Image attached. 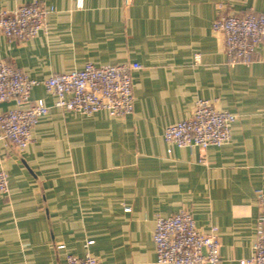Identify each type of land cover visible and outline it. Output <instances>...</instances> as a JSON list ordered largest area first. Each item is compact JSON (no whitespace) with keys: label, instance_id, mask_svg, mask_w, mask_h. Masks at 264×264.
<instances>
[{"label":"crops","instance_id":"crops-1","mask_svg":"<svg viewBox=\"0 0 264 264\" xmlns=\"http://www.w3.org/2000/svg\"><path fill=\"white\" fill-rule=\"evenodd\" d=\"M31 1L0 0V9ZM38 1L54 9L45 30L0 35V60L38 80L88 62L140 68L132 71L133 109L121 117L67 111L43 86L31 90V100L49 106L31 141L20 151L0 139L8 176L0 264H63L86 251L101 264H158L155 218L181 209L202 231L217 227L216 264L248 257L255 191H264V63L228 65L223 35L211 25L218 4L225 14H264V0ZM197 99L236 115L229 142L205 149L206 164L199 148L163 139L164 127L190 117ZM13 106L1 102L0 113Z\"/></svg>","mask_w":264,"mask_h":264},{"label":"built area","instance_id":"built-area-1","mask_svg":"<svg viewBox=\"0 0 264 264\" xmlns=\"http://www.w3.org/2000/svg\"><path fill=\"white\" fill-rule=\"evenodd\" d=\"M132 0H123L125 6ZM81 5V0L78 1ZM212 29L222 33L227 63L249 64L254 59L264 63V14L249 11L244 15L225 14L217 5ZM52 6L33 0L13 9H0V35L27 39L46 28ZM262 53L256 57V51ZM138 63L94 65L85 63L81 69L55 73L38 80L22 69L0 60V103L13 101L14 106L0 113V139L8 140L22 151L31 141V131L49 106L40 98L31 100V90L43 86L54 97L53 106L89 115L106 111L121 117L133 109L132 71ZM236 115L214 107L207 99H197L190 117L168 124L163 129L166 143L179 148L200 149L199 162L207 163L205 149L229 142ZM1 162V156H0ZM8 192L7 173L0 168V193ZM259 214L251 254L239 264H264V191H255ZM126 211L130 208L126 207ZM152 240L158 264H216L220 260L218 229L211 225L202 231L187 209L170 216L157 215ZM93 241H87L86 246ZM58 245L57 248H61ZM63 264H101L88 251L81 257L65 256Z\"/></svg>","mask_w":264,"mask_h":264}]
</instances>
